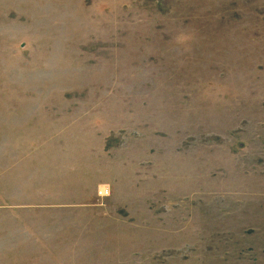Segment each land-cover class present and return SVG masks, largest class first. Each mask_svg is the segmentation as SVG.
<instances>
[{
    "label": "rangeland",
    "instance_id": "obj_1",
    "mask_svg": "<svg viewBox=\"0 0 264 264\" xmlns=\"http://www.w3.org/2000/svg\"><path fill=\"white\" fill-rule=\"evenodd\" d=\"M0 264H264V0H0Z\"/></svg>",
    "mask_w": 264,
    "mask_h": 264
},
{
    "label": "bare ground",
    "instance_id": "obj_2",
    "mask_svg": "<svg viewBox=\"0 0 264 264\" xmlns=\"http://www.w3.org/2000/svg\"><path fill=\"white\" fill-rule=\"evenodd\" d=\"M104 187H105V186H103L101 189L104 190Z\"/></svg>",
    "mask_w": 264,
    "mask_h": 264
},
{
    "label": "built area",
    "instance_id": "obj_3",
    "mask_svg": "<svg viewBox=\"0 0 264 264\" xmlns=\"http://www.w3.org/2000/svg\"><path fill=\"white\" fill-rule=\"evenodd\" d=\"M103 190H100V192L99 193H101ZM103 193V192H102Z\"/></svg>",
    "mask_w": 264,
    "mask_h": 264
}]
</instances>
